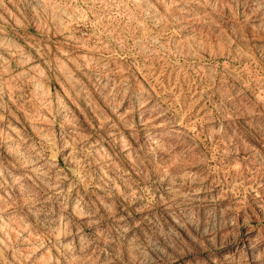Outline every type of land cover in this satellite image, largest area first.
Masks as SVG:
<instances>
[{
  "label": "rangeland",
  "instance_id": "1",
  "mask_svg": "<svg viewBox=\"0 0 264 264\" xmlns=\"http://www.w3.org/2000/svg\"><path fill=\"white\" fill-rule=\"evenodd\" d=\"M0 264H264V0H0Z\"/></svg>",
  "mask_w": 264,
  "mask_h": 264
}]
</instances>
